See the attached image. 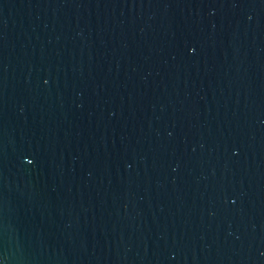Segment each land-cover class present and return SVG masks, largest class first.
<instances>
[{
	"label": "water",
	"instance_id": "water-1",
	"mask_svg": "<svg viewBox=\"0 0 264 264\" xmlns=\"http://www.w3.org/2000/svg\"><path fill=\"white\" fill-rule=\"evenodd\" d=\"M0 264H264V0H0Z\"/></svg>",
	"mask_w": 264,
	"mask_h": 264
}]
</instances>
